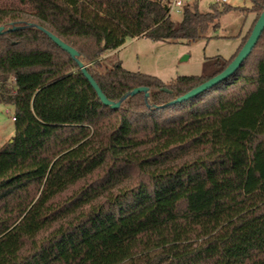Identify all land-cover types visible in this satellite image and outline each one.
Masks as SVG:
<instances>
[{"label":"trees","instance_id":"1","mask_svg":"<svg viewBox=\"0 0 264 264\" xmlns=\"http://www.w3.org/2000/svg\"><path fill=\"white\" fill-rule=\"evenodd\" d=\"M16 1L0 6V27H24L0 35V104L15 118L0 149V264H264V31L230 78L162 107L228 67L264 0L187 4L180 22L170 0ZM234 11L253 27L201 76L165 83L105 63L130 39L209 40ZM28 24L76 49L108 99L146 87L148 102L105 106Z\"/></svg>","mask_w":264,"mask_h":264},{"label":"rangeland","instance_id":"2","mask_svg":"<svg viewBox=\"0 0 264 264\" xmlns=\"http://www.w3.org/2000/svg\"><path fill=\"white\" fill-rule=\"evenodd\" d=\"M175 1L177 0H170L171 19L174 22L182 20V9L187 4L192 6L197 3L198 10L202 13L210 11L212 3L222 4L221 0H179L181 5L178 6ZM14 2L17 1L0 0V6ZM225 4L232 7H250L248 0H227ZM253 21V14L234 11L221 18V28L213 32L209 40L186 44L135 38L128 40L118 50L106 53L104 60L108 66L121 62L127 71L152 75L165 83H171L182 76H201L208 59L218 56L230 59L233 56L253 27ZM12 116L13 108L0 104V149L11 142L14 135Z\"/></svg>","mask_w":264,"mask_h":264},{"label":"water","instance_id":"3","mask_svg":"<svg viewBox=\"0 0 264 264\" xmlns=\"http://www.w3.org/2000/svg\"><path fill=\"white\" fill-rule=\"evenodd\" d=\"M27 27H33V28H36L39 31L43 32L57 46H59L61 49L66 51L71 56V58L78 64L79 69L81 70V72L83 73L85 78L88 80V82L90 83V85L92 86V88L94 89L96 94L98 95L99 99L101 100V102L105 106H108L113 110L120 109L122 107V104L129 97H133V96L140 94V93L144 94L145 99L148 102V100L150 98V91L146 87H140V88H136V89L132 90L128 94L124 95L119 101H112V100L108 99L104 95V93L102 92V90L100 89V87L98 86L96 81L94 80V78L88 72V66L89 65L85 64L82 61V55L76 49H74L72 46L65 43L58 36H56L55 34H53L52 32H50L49 30L45 29L42 26L35 25V24H28ZM22 28H24V27H20V26H16V25H13L12 27H10L8 29H6L5 27H0V35L5 33V32L16 31V30H19ZM263 31H264V12L258 18L256 24L254 25V27L251 31V34H250L248 40L243 45L242 49L237 53L234 60L228 65V67L223 72H221L217 76L209 79L208 81L202 83L201 85L197 86L196 88L192 89L188 93H186V94L176 98L175 100L170 101L169 103L163 105L162 107L188 101V100L195 98L198 95L204 93L205 91L211 89L212 87L218 85L219 83L227 80L228 78H230L235 72H237V70L240 68L242 63L248 58V56L252 52L253 48L256 46V44H257L260 36L262 35Z\"/></svg>","mask_w":264,"mask_h":264},{"label":"built area","instance_id":"4","mask_svg":"<svg viewBox=\"0 0 264 264\" xmlns=\"http://www.w3.org/2000/svg\"><path fill=\"white\" fill-rule=\"evenodd\" d=\"M223 1H225V0H222V2ZM175 4L178 5V6H180L181 5V1H179V0L175 1ZM12 120L15 121V118L12 117Z\"/></svg>","mask_w":264,"mask_h":264},{"label":"crops","instance_id":"5","mask_svg":"<svg viewBox=\"0 0 264 264\" xmlns=\"http://www.w3.org/2000/svg\"><path fill=\"white\" fill-rule=\"evenodd\" d=\"M221 2H222V0H221ZM222 3H227V0L223 1Z\"/></svg>","mask_w":264,"mask_h":264}]
</instances>
